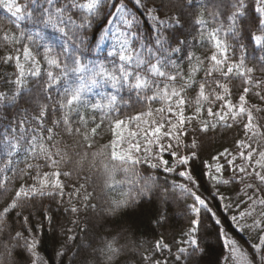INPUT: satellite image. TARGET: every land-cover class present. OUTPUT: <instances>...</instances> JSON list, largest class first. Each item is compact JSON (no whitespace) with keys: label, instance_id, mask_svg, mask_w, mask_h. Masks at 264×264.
Wrapping results in <instances>:
<instances>
[{"label":"trees","instance_id":"16d2710c","mask_svg":"<svg viewBox=\"0 0 264 264\" xmlns=\"http://www.w3.org/2000/svg\"><path fill=\"white\" fill-rule=\"evenodd\" d=\"M120 2L125 5L129 18H135L132 28L124 26L115 16H109L108 14L114 13L115 10L106 4L100 17L93 20L90 27L80 30L79 34L86 37L85 44L79 49L82 63L89 68L96 66V70L103 65L109 72L119 75V66L122 61L119 55H109V52H112L118 44L117 27L119 26L125 32L135 33L130 37L131 47L135 52L142 53L145 60L155 63L156 57L159 56L165 62L175 61L179 72L185 78L194 66L199 65L200 70L195 74L194 79L197 82L206 83V93L208 84L212 80H220L230 89V95L227 98L233 103H238V97L243 93L244 87H249L251 91L247 94V106L257 105L258 108L264 109V101L260 99L264 96V44H257L254 39V34H260L261 13L256 10L257 0H244L245 15L239 18L238 35L227 31L231 23L227 20V16L233 11L234 0H192L191 4H188L187 0H142L148 8L156 9V15L162 20L178 17L180 23H172L171 27L156 24L145 8L137 6L134 0H110V3ZM18 3L26 5L25 11H31L33 17H25L17 22L16 18L3 5H0V92L11 97L17 88L15 80L19 69L15 60L5 62L3 58L6 55H19L20 63L24 64L26 72L25 86L21 89L15 103L5 101L0 104V210L11 201L21 184L38 183L33 179L37 173L53 171L42 157L34 158L27 150L30 136L34 134L33 129L41 127L33 117L39 115V107L46 104L48 115L45 117L44 128L53 127L52 121L61 119L63 114L59 109L63 89L69 80L75 79V76L70 74L68 78L62 79L59 85L45 90L44 85L48 79L46 73L48 71L60 73L59 69L50 68L45 60V46H50L53 55L72 67V52L77 51L76 46L80 43L79 35H73L74 30L70 24L66 26L68 36L65 37L63 33L51 26L45 27L35 23L42 9L49 7L46 0H18ZM52 7H66V16H71L77 23L81 22V14L71 7V0H54ZM216 12L220 15L214 18L213 13ZM201 16L205 21L204 24L197 22ZM108 20L113 22L108 23ZM221 25L223 28L218 36L229 46L226 64L239 63L243 57L244 67L254 70L248 73L252 77V84L246 83L247 76L238 75L236 72L226 78L222 77L220 72H213L212 76L206 80L204 72L212 66L210 56L213 53L220 55L215 48V41L209 38V33L221 28ZM106 30H108L107 35H105ZM5 32L14 34L17 38L23 32L25 37L32 35L33 41L26 38L19 43L5 41L3 39ZM157 37L167 41L165 47L169 49V52L160 51V45L156 44ZM141 44L144 45L143 49ZM24 46L31 48L40 62L39 77L27 74L31 62L24 60L22 55ZM175 47L181 50L171 52L170 50ZM65 49L68 51L65 52ZM148 49L152 50L151 53ZM221 68H224V65H221ZM132 70L147 75L161 87L167 83L165 78L150 74L147 64L141 66L139 70L135 68ZM162 70L173 74L177 71L171 64ZM176 83L179 85L182 81L178 78ZM212 87L215 88V85ZM153 91L154 89L145 90L137 96L136 91L130 90L127 86L117 89L113 88L111 83L103 81L92 86L91 91L86 93L90 104L107 105L108 97L113 95L117 99L111 110L106 107L83 109L82 114L87 119L86 125H81L79 116L72 113L70 118L73 121V127H80L81 131L90 132L92 127L100 124L96 135L91 138V148L86 146V142L80 135L75 133L68 135L62 123L55 127L53 141L45 140L44 142L50 148L53 143H56V147L61 148L71 157L70 162L60 165L62 173L65 171L71 173L69 176L60 177L64 184V194L62 196L58 192L52 195L35 194L20 200L19 207L10 212L6 218L5 231L0 233V264H33V256L24 247V241L12 239L17 231L23 232L25 236H34L39 241L36 248L38 264H155V261H161V264H225L224 258L229 254V249L224 243L225 234L236 240L243 251L249 254L253 252L251 245L258 242V234L249 229L241 232L231 218L241 210L235 207L236 201L241 198L247 199L238 190L244 185L240 184L239 180L234 184H215L209 178L208 164H213V174H215L216 161L212 158L224 152L225 149H228L231 155L237 156V164H242L243 161L239 159L238 152L246 150L241 149L238 142L245 140L246 143L252 144L254 149L264 150V138L246 136L242 123L245 121L243 117L236 121L229 119L226 123H218L217 116L207 115L208 107H212L213 112L220 111L223 101H215L212 104L202 101L205 111L197 120L186 123L183 129L186 134L181 137L182 143L178 144L176 140L167 137L161 138V143L173 145L171 151H179L185 155L189 153L191 142L195 139L198 144L195 149L197 152L195 160L187 166L178 165L175 163L177 157H173L170 151L159 153L157 145H152L151 151L146 152L145 149L149 145L145 140L144 130L148 124L157 120L165 123V130H167L169 127L167 119L175 122L172 114L166 111L163 114L156 112V109L166 107L163 101L145 100V96H151ZM216 91L221 92L220 89ZM198 92V84L186 89L184 93L186 116L193 115ZM149 111H152V116L144 115L140 121L129 119ZM253 115L256 118L255 122L260 125L259 131L264 133V112L254 111ZM116 119L125 121V125L120 129L123 139L115 145L116 151H128L130 145L136 143L141 145L139 152L132 150V155L138 157L141 162L127 172L124 171L125 166L114 161L110 155L111 142L117 140L114 126ZM20 121H26V123L21 125ZM201 121L209 124L207 131L203 130ZM44 135L47 136L46 131ZM10 139L12 143L18 140L20 147L10 148L8 146ZM105 145L110 147L105 148ZM85 152L87 158L82 164H78L77 162L81 160ZM93 153L97 155L94 157ZM157 155H163V159L169 162L167 166H175L176 170L165 172V166L152 168V163H159L156 159ZM228 158L219 160V163L225 165L223 171L225 179L237 175L232 171V166L225 163ZM145 159L148 160L147 163L144 162ZM28 164H33L34 167L28 169ZM114 164L117 165V171L112 186L108 187V177L104 166L108 165L111 168ZM35 165L40 167L36 168ZM185 168L191 170L197 182L198 186L193 191L204 198L208 202V207L216 214L212 216L206 209L201 208L197 234L200 250L195 252L190 244L184 243L192 227L193 219L197 218L189 207L194 203L193 198L178 187L179 184H188L192 187V183L186 177L179 175V172L184 171ZM147 176L156 178V187L149 196L137 195L135 203L114 216H109L105 212V208L110 206V201L113 198H122V193L138 194L144 183L142 178ZM254 182L253 179L245 180V183ZM86 194H90L87 201L83 199ZM220 195H223L225 199L221 200ZM228 204L233 206L225 211V205ZM90 205H95V208ZM73 206L78 209L75 213L71 211ZM259 210L257 208L258 212ZM24 217H28L27 223ZM217 220L219 223L216 222ZM247 223H251V219H247ZM27 229H31V233ZM113 237L117 238L116 246L120 247L121 251L109 261L102 249L105 241ZM158 241L169 245L170 251L163 248L158 251L155 247ZM182 247L187 248L188 251L180 253L179 249ZM60 252H63V255H58ZM261 254L264 253L253 256V260H257ZM177 255L180 256L179 260L176 258ZM145 257L149 258L145 259ZM228 264H232V261H228Z\"/></svg>","mask_w":264,"mask_h":264},{"label":"snow or ice","instance_id":"6c2138e0","mask_svg":"<svg viewBox=\"0 0 264 264\" xmlns=\"http://www.w3.org/2000/svg\"><path fill=\"white\" fill-rule=\"evenodd\" d=\"M49 5L48 8H43L39 14V17L36 18L35 23L38 25H43L45 27L51 26L59 30L64 34L65 37L68 36V30H66L67 25H71L73 31V35H79L80 43L76 46L77 51L72 52V67H69L67 62H62L60 58L56 55H53V50L50 46H45L44 58L47 61L49 67H55L60 70L59 74H55L52 71H48L47 75V83L44 85L45 90L52 89L53 86L59 85L62 79L68 78L70 74L75 76V79L69 80L67 85L63 89L62 98L59 101V109L62 110L61 119H55L52 121L53 127L44 128L45 117L48 115V105H41L39 107V115L33 117L37 124H39L40 128L33 129L34 134L30 136V143L28 145V152L35 157H42L46 163L50 165L53 171L37 173L33 179L38 181V183L32 184H21L20 187L15 191L14 197L11 201L0 210V233L4 232L6 225V218L10 212L19 207V202L22 198H28L35 194L39 195H52L54 192H58L59 195H63L64 184L60 177L62 175L69 176L70 172L60 171V165L62 163L70 162L71 157L68 156L67 152H64L61 148L56 147V143H53L50 148L44 141H53L54 139V129L56 126L61 123L64 125L65 131L68 135H72L73 133L80 135L83 140L86 142V146L88 148L92 147L91 138L94 137L97 133V129L100 127V124H97L95 127L88 130L81 131L80 127H73V121L71 120L72 113H76L79 116V122L81 125L87 124V119L82 114V110L88 107L92 109H102L108 108L112 109V105L116 101L117 97L115 95L108 97V104H90L86 93L91 91L92 86L100 84L101 81L105 83H111L113 88H121L127 86L130 90H135L137 96L140 95L141 92L145 90H153V94L151 96H145V100L147 101H163L166 107H161L156 109V112L163 114L165 111L169 114H172L175 117V122L172 119H167V124L169 127L165 130V123L153 120L148 127L144 130V137L149 145L148 148L145 149L146 152L151 151L152 145H157L159 148V153H163L165 151H170V154L173 157H177L175 163L178 165L187 166L189 163L197 158V149L198 144L195 139L192 140L190 145V151L188 154H181L179 151H171L173 148L172 144H163L161 143L162 137H167L174 139L179 143H182L181 137L186 133L183 131L186 123L197 120L202 112L205 111L202 101H207L209 104L214 103L215 101H223L224 103L220 105V111L213 112L212 107H208L206 109L207 115L209 116H217L218 123L227 122L229 119L236 121L238 118H245V121H242L243 128L245 129V135L249 136V138H254L256 136H260L264 138V133L259 131L260 125L255 122L256 118L253 115L254 111L264 112V109L258 108L257 105H252L248 107L247 94L251 91L249 87H244L243 93L238 97V103H233V101L228 97L230 95V89L226 83H221L220 80H212L210 84H208V91L206 93V83L205 82H197L194 79L195 74L200 70L199 65L194 66L192 68L191 73L184 77L178 70V65L175 61L168 60L165 62L159 56L156 57L155 63H151L143 58L142 53H137L131 47V36H134L135 33H129L123 31L119 26L117 27V31L119 33L117 37L118 44L114 47L112 52H109V55H119V59L122 63L119 66V75L115 74V72H109L103 65L99 66V70H96V66L89 68L88 65L84 64L80 60L79 49L85 44L86 37L79 34L80 30H84L90 27L93 23V20L98 19L100 14L107 4L112 7L115 12L109 13V16H115L116 19H119L121 23L127 28L131 29L135 18H129V13L125 9V5L120 3H110V0H71V7L76 9L80 14V23H77L72 19L71 16H66V7H52L54 0H46ZM134 3L137 6L145 8L149 17L158 25H164L166 27H171L172 23L179 24L180 20L178 17H171L169 19H160L158 15H156V9L148 8L145 3H142V0H134ZM188 4L192 3V0H187ZM257 12L261 13V19L259 20V33L254 34V39L257 44H264V0H257ZM0 5H3L9 13L12 14L13 17L16 18V21H20L25 19V17L32 18L33 13L31 11H25L26 5H21L18 3V0H0ZM246 5L244 0H234L232 3L231 13L227 16V20L231 23L228 25L227 31L232 32L233 34L238 35L240 32L239 28V18L245 15L244 9ZM219 12L213 13V17L219 16ZM112 20H108V23H112ZM200 24H204L205 21L201 16L197 21ZM64 25V26H62ZM223 28H217L214 31L209 33V38L215 41V48L217 52L220 54L219 56L216 53H213L210 56V60L212 62V66L204 72V76L207 80L208 77L212 76L213 72H220L222 77H229L233 72L241 76H247L246 83L252 84V77L248 75L254 71L251 68L244 67V60L241 57L239 63H233L231 65L226 64L228 45L221 41L218 33ZM108 34V30L105 31V35ZM38 35V34H37ZM28 39L29 41H33V36L28 35L25 37L23 32L20 33L19 38H17L14 34L10 35L5 32L3 39L5 41H10L12 43H19L22 39ZM167 43L166 40L157 37L156 44L160 45V51L169 52V49L165 47ZM141 48H144V45L141 44ZM181 49L179 47L172 48L171 52H179ZM68 49H65L67 52ZM151 53V49H148ZM22 55L25 61H30V67L27 72L28 75L39 77L41 75V66L39 60L36 59L35 55L32 53L31 48L24 46ZM192 58L191 56L189 57ZM5 62L15 60L16 66L19 69V73L15 80V84L17 86L16 92L11 96H7L5 93L0 92V104H3L5 101L10 103H15L17 97L20 94V91L25 86L24 77L26 75L24 64L20 63V56H13L11 54L6 55L4 58ZM147 64L148 72L155 77L165 78L167 83L163 84L161 87L159 84L154 83L153 80L149 79L147 75H142L140 71H133L135 68L139 70L141 66ZM168 64H171L173 68L177 69V71L173 73H168L163 68H166ZM127 65V67H126ZM221 65H224V68H221ZM182 81L179 85H177V80ZM259 83V82H257ZM198 84L199 92L195 100V108L194 113L191 116H186L184 113V108L186 104L185 100V91L187 88H191L193 85ZM215 85V88L212 87ZM216 89H220L221 92H217ZM259 95V93H257ZM260 99L264 101V96H261ZM225 108L227 110H225ZM152 111L148 113H139L134 117H129L130 120L140 121L143 119L144 115L152 116ZM107 115V113H105ZM93 119H95L93 117ZM26 121H20V124H25ZM103 120L101 121V124ZM204 131H207L209 128V124L206 121L200 122ZM125 125V121L121 119H116L114 121V126L117 134V140L111 142V158L114 161H118L120 165L125 166L124 171L132 170L136 164H139L141 160L138 157L132 155V150L139 152L141 150V145L139 143L130 145V149L125 152L116 151L115 145L119 140L123 139L120 134V129ZM215 127V125H212ZM47 132V136L45 137L44 132ZM134 135V134H133ZM239 146L241 149H245L246 151H239L238 157L242 164H237V156L231 155L228 149H225L224 152L220 153L217 156H214L212 159L216 161L214 166L213 174V164H208V175L209 178L215 182V184L220 185H228L234 184L239 180L240 184H243L244 187L238 189L243 193V196L247 199H239L235 203V207L241 209L238 211L237 215H233L231 218L236 222V228L243 232L245 229H249L255 231L257 235V243L251 245L253 252L251 254L243 251L241 247L238 245L237 241L231 239L227 234L224 235V243L229 249V254L224 258L225 264H228V261H232V264H264V254L258 256L257 260H253V256L257 254L264 253V150H257L252 147V144L246 143L245 140H240ZM8 146L10 148H19L20 143L17 140L16 143H12L10 139L8 141ZM105 148L110 147V145H105ZM54 149V151H53ZM11 154V153H9ZM97 153H93L95 157ZM229 157L226 159L225 163L227 165L232 166V171L237 173V175H233L230 179L223 178L224 164L219 163V160ZM255 157V158H254ZM87 158V153L81 157V160L78 161V164H82L83 160ZM156 159L159 163H152V168H157L159 166H165V172H174L175 166H167L169 162L163 159V155H157ZM148 162L147 159L144 161ZM34 167L33 164H28L27 168L32 169ZM36 168H39V165H35ZM105 172L108 177L107 186L111 187L112 182L114 181V176L117 171V165H113L111 168L108 165H105ZM180 176L186 177L189 182L192 183V187H189L188 184H179L178 187L182 190V192L190 195L194 203L191 204L190 210L191 212L196 214V219L192 221V227L190 228L187 234V240L184 243L190 244L193 248V251H199V241H198V225L200 223L198 217L201 212V208L206 209L212 216H215V212H212L211 208L208 207V202L202 198L199 194L193 191L196 188L197 182L195 178L191 174V170L185 168L184 171L179 172ZM253 179L254 183H245V180ZM144 183L140 187L139 193L132 192H124L121 194L120 199L113 198L110 201V206L105 208V212L109 216H114L121 212L123 209L127 208L130 204H133L137 200V195L140 196H149V194L156 187V178L154 176H147L142 178ZM7 180V177H5ZM83 188V185H81ZM218 191V190H217ZM90 194H86L83 199L85 201L89 200ZM220 199L224 200L225 197L220 195ZM230 199V198H229ZM199 205V206H198ZM95 208V205H90ZM233 205L228 204L225 205V211H228ZM259 208V212L257 211ZM73 213L77 212L78 209L73 206L71 208ZM25 223H27L28 217L23 218ZM49 219H51L49 217ZM247 219H251V223H247ZM219 223V220L216 221ZM29 233H31V229H27ZM13 240L24 241V247L32 254L33 256V264H38V254L36 252L37 244L39 241L34 236H25L23 232L17 231L15 235L12 237ZM69 239H74V237H69ZM117 238L113 237L111 240L105 241L104 248L102 251L106 255L107 260H113L121 251L120 247L116 246ZM156 249L159 251L162 248L168 249L170 251L169 245L158 241L155 245ZM7 248V245H5ZM187 248H180V253L187 252ZM58 255H63V252L58 253ZM149 257H145L148 259ZM178 260L180 256L176 257ZM155 264H161V261H155Z\"/></svg>","mask_w":264,"mask_h":264}]
</instances>
